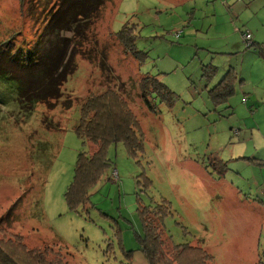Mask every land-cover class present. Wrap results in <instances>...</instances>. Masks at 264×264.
<instances>
[{"label": "rangeland", "instance_id": "1", "mask_svg": "<svg viewBox=\"0 0 264 264\" xmlns=\"http://www.w3.org/2000/svg\"><path fill=\"white\" fill-rule=\"evenodd\" d=\"M31 2L0 0V39L12 34L25 51L47 16H35ZM103 2L86 40L72 45V72L50 97L56 106L38 103L21 122L0 105V216L12 212L30 245L67 246L69 264H147L138 209L164 211L174 243L196 239L216 264H255L264 250V0ZM126 21L136 25L141 59L114 34ZM228 70L235 92L216 104L209 88ZM144 76L173 92L171 106L145 103ZM107 88L127 99L144 140L133 152L108 143L88 203L71 208L75 164L94 151L73 129L77 106Z\"/></svg>", "mask_w": 264, "mask_h": 264}, {"label": "trees", "instance_id": "2", "mask_svg": "<svg viewBox=\"0 0 264 264\" xmlns=\"http://www.w3.org/2000/svg\"><path fill=\"white\" fill-rule=\"evenodd\" d=\"M31 1L28 8L35 16L40 9L47 11L42 30L34 43L29 42L33 45L31 49L25 51V46L15 41L11 37L12 34L0 39V105L12 112L10 117L14 116L21 122L30 119L29 113L35 112L38 103L50 102L51 107L54 105L51 103L54 98L50 97L60 95V86L72 72V45L81 46L86 40L90 24L105 2ZM114 34L121 41L125 51L135 59L136 55L142 58L135 47L138 37L135 23L126 21ZM261 48L264 49V46ZM67 51L70 58H66ZM235 80L234 74L228 70L209 88L214 103H225L235 92ZM140 89L149 107H152L153 103L148 97L163 101L168 106L172 105L174 94L161 80L144 76ZM66 107L70 109L71 102ZM77 107L78 117L73 129L86 135L94 145V151L86 158L85 163L79 159L75 164L74 179L65 195L66 203L71 208L73 205L88 203L87 187L97 178L99 170L105 164V147L108 143L122 140L128 150L133 152L141 147V140H144L143 133L138 131L137 117L127 99L116 89L90 91ZM44 125L48 128L47 123ZM138 211L143 228L140 249L147 259V264H216L213 256L194 242L196 239L181 244L172 241L164 227V211H160L157 216V212L151 213L147 208L142 212L140 209ZM10 213L12 215V212L7 211L0 216V264H69L65 257L72 254L67 246L56 242L42 246L30 245L28 241H24V237L18 232L19 229L11 225L13 219L7 217ZM131 251H126L128 260L131 258ZM255 264H264V250L258 255Z\"/></svg>", "mask_w": 264, "mask_h": 264}, {"label": "built area", "instance_id": "3", "mask_svg": "<svg viewBox=\"0 0 264 264\" xmlns=\"http://www.w3.org/2000/svg\"><path fill=\"white\" fill-rule=\"evenodd\" d=\"M242 37H243L244 41L246 42V47H250L252 45V36H251L250 32L243 31Z\"/></svg>", "mask_w": 264, "mask_h": 264}, {"label": "crops", "instance_id": "4", "mask_svg": "<svg viewBox=\"0 0 264 264\" xmlns=\"http://www.w3.org/2000/svg\"><path fill=\"white\" fill-rule=\"evenodd\" d=\"M252 36V35H251ZM253 37V36H252ZM253 42H255V41H253ZM233 73V72H232ZM236 81V80H235ZM258 259V258H257ZM253 260V258L251 259V261Z\"/></svg>", "mask_w": 264, "mask_h": 264}]
</instances>
